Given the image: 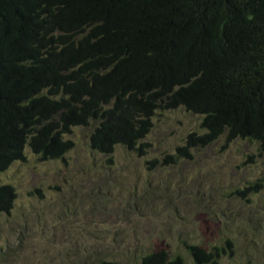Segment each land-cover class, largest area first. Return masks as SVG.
Masks as SVG:
<instances>
[{
  "label": "trees",
  "instance_id": "obj_1",
  "mask_svg": "<svg viewBox=\"0 0 264 264\" xmlns=\"http://www.w3.org/2000/svg\"><path fill=\"white\" fill-rule=\"evenodd\" d=\"M173 107L199 115L204 133L188 134L172 163L220 136L264 155V0H0V173L26 147L63 159L76 126H93L95 152L141 153L151 119ZM15 198L0 185V213ZM231 247L186 245L193 264H219ZM140 264L185 262L161 249Z\"/></svg>",
  "mask_w": 264,
  "mask_h": 264
},
{
  "label": "rangeland",
  "instance_id": "obj_2",
  "mask_svg": "<svg viewBox=\"0 0 264 264\" xmlns=\"http://www.w3.org/2000/svg\"><path fill=\"white\" fill-rule=\"evenodd\" d=\"M200 123L182 107L156 112L141 153L93 151L92 125L64 135L73 147L63 159L41 161L26 147L25 161L0 173L16 193L0 213V264H140L161 249L193 264L186 245L227 241L232 255L219 264H264V155L220 136L190 158L167 159L188 134L204 133ZM258 179L255 195L234 194Z\"/></svg>",
  "mask_w": 264,
  "mask_h": 264
},
{
  "label": "clouds",
  "instance_id": "obj_3",
  "mask_svg": "<svg viewBox=\"0 0 264 264\" xmlns=\"http://www.w3.org/2000/svg\"><path fill=\"white\" fill-rule=\"evenodd\" d=\"M235 140V139H234ZM236 140H238V139H236ZM258 146V145H257Z\"/></svg>",
  "mask_w": 264,
  "mask_h": 264
}]
</instances>
